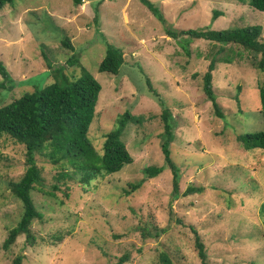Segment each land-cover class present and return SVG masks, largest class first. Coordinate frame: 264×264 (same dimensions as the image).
I'll return each mask as SVG.
<instances>
[{"label": "rangeland", "instance_id": "1", "mask_svg": "<svg viewBox=\"0 0 264 264\" xmlns=\"http://www.w3.org/2000/svg\"><path fill=\"white\" fill-rule=\"evenodd\" d=\"M151 1L171 30L258 25L264 40V11L252 7L251 0ZM98 2L13 0L0 11V60L13 86L0 88V106L53 82V68L76 78L80 66L66 63L76 56L101 84L88 129L98 153L120 114L142 116L139 123L127 122L122 133L133 161L89 184L79 183L78 175L57 181L60 167L41 150L36 162L42 180L31 191L41 213L31 223L34 244L21 234L8 250L2 242L22 212L9 182L24 171V148L7 135L0 137V264H13L17 254L22 264H115L124 253L129 254L124 264H160L163 251L174 264H201L189 225L200 234L209 263L264 264V149L246 150L237 140L239 134L264 131L258 88L264 85V71L255 66L256 54L231 44L223 53L231 62L216 63L212 86L223 112L218 117L202 88L216 44L169 36L141 0ZM214 10L222 13L214 16ZM66 37L73 49L61 45ZM108 45L123 52L117 74L98 70ZM162 107L173 116L175 199L170 169L154 177L144 171L163 164ZM132 184L139 186L132 189ZM188 185L202 191L183 196ZM153 225L166 231L143 237L140 228Z\"/></svg>", "mask_w": 264, "mask_h": 264}, {"label": "trees", "instance_id": "2", "mask_svg": "<svg viewBox=\"0 0 264 264\" xmlns=\"http://www.w3.org/2000/svg\"><path fill=\"white\" fill-rule=\"evenodd\" d=\"M13 0H0V11L6 3ZM74 5H81L83 0H72ZM99 0L98 3H100ZM149 11L156 16L164 25V30L173 38L188 35L193 39H204L216 44L217 50L212 55H208L209 63L207 70L202 76V88L209 101H211L214 112L218 117H223V112L216 101L212 86L213 71L217 62H231L230 57L225 53L227 46L237 44L245 50L256 54L255 66L258 70L264 71V40L259 39L261 28L258 25H250L241 28L224 29H181L171 30L166 24L163 13L155 6L151 0H141ZM249 4L255 9L264 11V0H251ZM98 8H95L94 20L97 22ZM222 12L214 10V16ZM61 45L68 49H73V44L66 37L61 40ZM182 47L185 44L181 43ZM188 51L187 53H189ZM70 65L78 64L81 74L74 79H69L63 68L52 69L54 81L41 87H35L33 91L27 92L17 99L0 106V137L7 135L24 148L25 168L17 181H10L11 193L21 202L22 212L16 222L11 227L1 248L8 250L15 242L16 238L24 234L26 241L31 246L34 244L35 236L31 232V223L34 218H40L31 191L36 188L42 180L41 169L37 165L36 155L41 150L46 149V156L50 162L60 167L57 181L60 179H73L78 175L81 184H89L93 179L104 177L122 169L124 164L131 163L133 158L122 140V133L127 122L139 123L142 116L134 115L125 111L117 120V125L109 129L104 134L102 153H98L88 138L89 125L95 114V106L101 90V84L95 77L81 65L76 56L69 57L66 61ZM123 63V52L119 48L108 45L103 59L98 65V70L117 74ZM48 68H51L50 66ZM0 88L12 89V79L4 62L0 60ZM260 105L264 116V85L259 87ZM239 103L238 100H236ZM160 118L163 130L160 133V148L163 154L162 165H149L144 168L147 177H154L168 168L173 173V194L175 199L178 194L177 171L172 159L170 145L174 140V125L172 112L167 107H162ZM237 140L246 149H264V131L248 132L239 134ZM136 189L139 184L130 185ZM58 188V185H54ZM202 191L201 187L187 186L183 192L186 196L193 192ZM53 194V192H50ZM68 197V192L65 193ZM63 202V200H61ZM170 213H173L170 210ZM260 213L264 217V204L260 207ZM179 223L182 220L177 219ZM193 233L194 247L201 264H211L208 262V255L205 244L197 229L189 225ZM143 237H157L166 228H158L156 225L151 230L142 226L140 228ZM61 239V236H56ZM129 258L128 253H124L117 258L115 264H124ZM160 264H174L171 257L165 251L159 254ZM23 256L17 254L12 263L22 264Z\"/></svg>", "mask_w": 264, "mask_h": 264}]
</instances>
